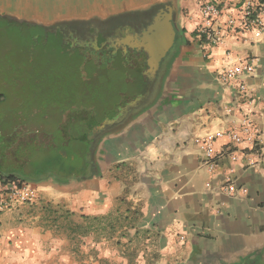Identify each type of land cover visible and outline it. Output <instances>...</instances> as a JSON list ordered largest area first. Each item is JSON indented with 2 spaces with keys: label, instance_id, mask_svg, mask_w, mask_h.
I'll use <instances>...</instances> for the list:
<instances>
[{
  "label": "crops",
  "instance_id": "crops-1",
  "mask_svg": "<svg viewBox=\"0 0 264 264\" xmlns=\"http://www.w3.org/2000/svg\"><path fill=\"white\" fill-rule=\"evenodd\" d=\"M208 1L235 12L241 0H0V17L43 27L105 21L164 4L160 11L174 15L175 42L179 32L154 96L99 138L94 175L34 180L45 147L31 134L5 136L0 170L31 181L40 200L0 215V264H70L76 238L87 247L116 240L115 248L121 236L132 237L133 257L140 262L142 252L144 264H264V158L249 166L244 145L234 172L227 158L210 170L194 141L248 113L237 83L218 77L227 63L225 47L208 46L197 34L200 7ZM235 43L240 54L258 57L247 82L264 148V35ZM6 98L0 92V103ZM228 175L245 191L228 193L223 187Z\"/></svg>",
  "mask_w": 264,
  "mask_h": 264
},
{
  "label": "rangeland",
  "instance_id": "rangeland-1",
  "mask_svg": "<svg viewBox=\"0 0 264 264\" xmlns=\"http://www.w3.org/2000/svg\"><path fill=\"white\" fill-rule=\"evenodd\" d=\"M23 25L27 26L28 24L23 22ZM32 26L37 27L33 29L35 32L41 31L43 33L42 26L36 24ZM8 30L17 32L18 28L12 25L9 29H5L4 32L8 33ZM0 40L6 43L3 52L9 58L7 60L11 61L13 59L15 62L13 64L6 63L2 72H0V77L2 78H0L2 80L0 81V92L7 96L4 103H0V143L5 141V136L13 133L20 137L31 134V136L34 135L37 138L36 143H41L42 147L44 146L46 149L49 142L54 141L53 138H55V136L52 137L51 132H54L59 137L60 128L64 132L70 130V123L75 115H79L82 118L86 116L87 107L83 105L86 103L80 97L82 91L90 85L99 87L100 90L108 93L110 85L103 80L89 79L88 75L87 81L83 84V80L86 78L85 75L76 71L69 74L73 66L71 67L65 63L63 57L52 50L33 49L32 53L34 55L29 57L25 51H20L13 46H18V44L23 42L20 37H13L12 34L11 36L1 35ZM10 47H14V49L10 50ZM89 53V59H95L96 56L92 52ZM90 65L93 64L91 63ZM88 71L94 70L89 69ZM136 71V74H134L136 75L137 85L134 89L137 93L131 91L133 92L132 96L136 95L132 99L139 96L148 98L151 94V83L139 74V72L144 74L146 71L145 62H141L137 66ZM90 81L91 84H89ZM111 87L116 90L115 83L111 84ZM77 93H79V100H77L79 107H73V100L70 94L74 95ZM118 100L121 102V100H129V98L126 97L125 99L120 96ZM5 117L10 121L6 122L4 120ZM16 124L19 126L17 125V127ZM31 127H34L35 130L32 131ZM9 131L11 133H8ZM46 157L43 153L39 156L38 160L41 165L46 160ZM38 160L37 162H39ZM105 238L112 240L110 236ZM100 239L101 237H95V240ZM75 241H77L76 244L69 251L70 264H137L139 262L136 261L135 255L133 257L132 239L130 240V237L127 236H121L119 246L115 245V248L114 243L116 240L114 243H104L100 247H87L82 237L76 238ZM138 258L141 259L139 264H144V254L142 252H140V257Z\"/></svg>",
  "mask_w": 264,
  "mask_h": 264
},
{
  "label": "built area",
  "instance_id": "built-area-1",
  "mask_svg": "<svg viewBox=\"0 0 264 264\" xmlns=\"http://www.w3.org/2000/svg\"><path fill=\"white\" fill-rule=\"evenodd\" d=\"M261 0H241L236 11L223 10L218 3L205 2L200 7L201 22L197 34L208 46H224L227 63L219 69L221 82L237 83L248 113L240 119L230 121L226 128L217 129L194 138L203 153L204 161L210 170L227 158L231 161V172L241 163L247 147V164L256 165L264 158V148L260 143L261 129L255 121L256 101L251 93L247 78L255 73L258 57L240 54L234 47L235 42H252L264 35ZM234 43V44H233ZM227 112H231L228 107ZM222 141L218 149L217 143ZM244 145H247L244 147ZM228 193L245 191L238 187L231 175L226 176L223 185ZM40 200L37 187L28 179L7 175L0 170V215L20 204H34Z\"/></svg>",
  "mask_w": 264,
  "mask_h": 264
},
{
  "label": "flooded vegetation",
  "instance_id": "flooded-vegetation-1",
  "mask_svg": "<svg viewBox=\"0 0 264 264\" xmlns=\"http://www.w3.org/2000/svg\"><path fill=\"white\" fill-rule=\"evenodd\" d=\"M162 6H164V4H162ZM162 6L153 5L143 9L132 10V12L126 13L123 17L121 16L105 21L71 20L57 22L51 26H42L43 33L39 31L35 37H24L23 35L20 37L22 39H28L32 45V49L40 48L45 51L52 50L57 55H61L65 63L71 67L73 66L69 74L76 71L86 76L83 80V84L87 81V76L91 72L88 71L89 69L94 70L93 72H95L96 75H102L103 77H108V74L112 72L115 76L114 81L117 96L124 97L125 99L126 97L129 98V100H121L118 106L120 108L123 105L125 106L128 102H132V98L136 96H132L133 92L131 91L137 93L134 89L137 85L135 75L137 66L141 62H145L146 69L148 68V53L143 46L137 43V36L142 35L152 23L154 16L160 11ZM18 24L25 28L22 23ZM13 25L17 24L13 23ZM26 28L32 30L37 27L27 25ZM128 35H132V39L126 40ZM178 38L179 32H177L176 42ZM176 42L162 60L159 68L156 70L154 78H150L149 75L142 73L145 79L151 83V94L149 99L154 96L165 71H167L169 58L175 49ZM89 52H92L94 56H96L95 59H89ZM33 55V53H30L29 56L31 57ZM91 63L93 65L95 64V66L90 65ZM135 109L136 108L127 111L121 121L109 127L105 132H102L99 138L112 132L122 125V123L131 119L132 111ZM80 121L82 128L84 127L86 130L83 131L87 133L86 121L84 119ZM61 133H63V131H61ZM50 145L49 143V145L46 146L47 150L45 149V152L49 151L51 148Z\"/></svg>",
  "mask_w": 264,
  "mask_h": 264
},
{
  "label": "trees",
  "instance_id": "trees-1",
  "mask_svg": "<svg viewBox=\"0 0 264 264\" xmlns=\"http://www.w3.org/2000/svg\"><path fill=\"white\" fill-rule=\"evenodd\" d=\"M16 24L17 25H13L10 20L0 17V36H11L12 34L13 37H20L21 35L24 37H35L37 35L35 30L28 29L26 26L24 28L18 23ZM12 25L17 26V32H11V30H8V33L4 32L5 29H9ZM20 39L23 40V42L18 44V46H13L20 51H25L26 55H30L33 50L30 41L26 38L22 39L20 37ZM4 45H6V43L0 40V72H2L6 63L13 64L14 62L13 59H10L11 61L7 60L9 58H7L4 54L5 52H3ZM14 47H10V50L14 49ZM14 67L16 68L15 65ZM139 74L143 76L142 72H139ZM90 78L99 81L103 80L110 85L108 93L100 90L99 87L90 85L81 92V100H84L86 104L83 105L87 107L86 116L82 118L79 115H75L71 120L70 130H68V132L63 131V133H61V129L59 130L60 132L58 131L60 136H55V138H53L54 141L52 140L50 142L51 148L46 155V160L40 167L34 170L36 177L34 180H39V178L42 177L55 176L58 181L67 182L71 178L90 177L95 174V151L96 145L99 142V135L103 131L105 132L108 130L109 127L115 123L121 121L124 114L130 110V108H128L130 102L125 106L118 107L120 102L118 98L120 96H117V92L111 87V84L115 83V76L112 72L108 74V77H103L91 71L89 74V79ZM89 84H91V81ZM78 94L79 93L74 95L70 94L73 100V107H79V102L77 101L79 100ZM136 99L137 98L132 99V101ZM66 110H68V108H66ZM82 119L87 123V133L84 132L86 130L81 126L80 120ZM2 144L3 143H0V149L2 148ZM131 239L132 237H130V240Z\"/></svg>",
  "mask_w": 264,
  "mask_h": 264
},
{
  "label": "water",
  "instance_id": "water-1",
  "mask_svg": "<svg viewBox=\"0 0 264 264\" xmlns=\"http://www.w3.org/2000/svg\"><path fill=\"white\" fill-rule=\"evenodd\" d=\"M173 17L171 9H162L154 16L152 23L142 35L137 36V43L143 46L148 53V68L144 73L149 75L150 78H154L156 70L175 43L176 28ZM127 39H132V35H128ZM146 99L140 96L130 102L128 108L132 109L139 106Z\"/></svg>",
  "mask_w": 264,
  "mask_h": 264
}]
</instances>
